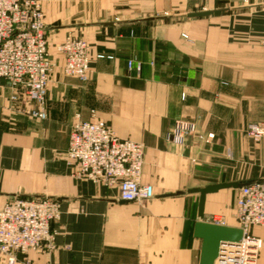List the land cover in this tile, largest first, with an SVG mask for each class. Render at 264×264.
Returning a JSON list of instances; mask_svg holds the SVG:
<instances>
[{
  "label": "crops",
  "instance_id": "crops-1",
  "mask_svg": "<svg viewBox=\"0 0 264 264\" xmlns=\"http://www.w3.org/2000/svg\"><path fill=\"white\" fill-rule=\"evenodd\" d=\"M41 2L54 62L47 118L31 116L30 104L11 100L13 87L0 86V210L16 196L62 198L51 224L57 248L30 251L31 264H201L200 194L187 191L264 179V140L246 133L264 122V0ZM221 8L229 12L183 16ZM68 35L90 45L86 82L64 72L57 46ZM96 118L144 144L142 181L153 198L122 201L117 187L74 175L65 158L73 124ZM178 121L195 127L180 143L168 137ZM237 193H208L204 220L238 227ZM252 234L264 264V228Z\"/></svg>",
  "mask_w": 264,
  "mask_h": 264
},
{
  "label": "built area",
  "instance_id": "built-area-1",
  "mask_svg": "<svg viewBox=\"0 0 264 264\" xmlns=\"http://www.w3.org/2000/svg\"><path fill=\"white\" fill-rule=\"evenodd\" d=\"M57 51L63 56L68 76L82 82L89 80L91 55L87 40L68 35ZM129 68H133L131 61ZM53 69L41 1L0 0V86L7 83L13 87L11 100L30 104L26 112L45 119ZM135 69L139 72L142 67L138 64ZM194 131L192 123L178 121L168 137L180 143ZM246 133L255 142L264 140V122L250 123ZM213 137L209 134L207 141ZM65 158L77 166L76 177L117 187L121 200L142 202L155 196L153 185L142 181L144 144L119 137L103 119H78L73 124ZM61 214L60 203L50 196H16L7 201L0 210V262L31 264L30 251L55 250L57 232L51 224L60 220ZM235 215L243 236L239 243L223 244L215 264H257L262 241L252 229L264 228V179L238 188ZM214 223L224 221L215 217Z\"/></svg>",
  "mask_w": 264,
  "mask_h": 264
},
{
  "label": "water",
  "instance_id": "water-1",
  "mask_svg": "<svg viewBox=\"0 0 264 264\" xmlns=\"http://www.w3.org/2000/svg\"><path fill=\"white\" fill-rule=\"evenodd\" d=\"M229 12L228 8L213 9V10H201L185 13L183 16L194 17H217L225 15ZM155 18V17H153ZM248 183L243 182H230V183H218L211 184L205 187L191 188L187 192H198L200 194L199 199V220L195 223L194 235L202 239V252H201V264H215L222 248L225 243H239L243 230L240 227L228 226L217 224L204 220V204L205 197L208 193L216 192L222 188H240ZM184 191H178L175 194H183ZM57 201L62 198L57 197ZM124 201V200H122Z\"/></svg>",
  "mask_w": 264,
  "mask_h": 264
},
{
  "label": "rangeland",
  "instance_id": "rangeland-1",
  "mask_svg": "<svg viewBox=\"0 0 264 264\" xmlns=\"http://www.w3.org/2000/svg\"><path fill=\"white\" fill-rule=\"evenodd\" d=\"M41 1V0H40ZM42 3V2H41Z\"/></svg>",
  "mask_w": 264,
  "mask_h": 264
}]
</instances>
